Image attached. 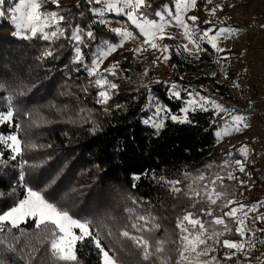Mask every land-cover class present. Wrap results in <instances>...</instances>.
Instances as JSON below:
<instances>
[{
  "label": "trees",
  "instance_id": "16d2710c",
  "mask_svg": "<svg viewBox=\"0 0 264 264\" xmlns=\"http://www.w3.org/2000/svg\"><path fill=\"white\" fill-rule=\"evenodd\" d=\"M15 2L6 0L4 9L10 8ZM170 2L148 0L152 5L147 9L150 18L158 7ZM206 2L197 0V7L188 11L185 18L197 16L199 19L196 23L201 29L241 27L242 24L234 22L232 15L235 10L228 5L227 0L221 1L223 10L216 11L217 17L208 14ZM251 2H240L245 12ZM89 7L99 5H89L87 0H59V9L55 4L47 2L42 5L41 11H60L72 25L91 27L97 42L119 40L110 31L111 26L130 27L126 25L124 17L114 14H106L105 18L109 21L107 25L94 23L95 18L89 12ZM206 20H211L212 24H205ZM15 31L9 14L0 17V84L4 85L0 88V109L6 107L3 98L13 95L19 112L16 120L26 129L20 135L37 147L27 148L23 157H18L16 161L6 159L4 164H0V192L7 194L16 186L15 196L0 197V210L11 206L14 199L21 195L23 188L18 185L19 163L26 159L29 164L24 171L28 185L40 190L51 178L58 177L48 191L53 194L66 193L64 202L71 205L75 214L93 218L101 232L102 244L113 250L118 249L117 255L122 264H160L156 257L145 261L141 251L130 240L104 238L107 231H118L128 223L126 210L129 208H136L142 214L155 217L161 227L152 233V240L169 241L162 254L167 257V264H177L179 259V231L176 222L187 211L200 215L199 208L207 210L211 207L213 215L219 216L223 214L219 205L231 199L237 202L231 207L240 203L261 205L257 212L249 214L253 219L264 213V178L259 173V156L252 142L258 136L250 126L218 140L215 132L219 130L221 117L226 118L227 114L214 116L211 111L190 113L189 119L193 123L181 124L166 120L159 134L152 127L142 125L143 119L152 114L151 108L157 105L180 114L183 102L189 99V93L206 96L207 91L226 93L232 97L230 88L243 97L247 96L248 102H251L257 92L253 91L252 86H245V62L239 50L225 49V52L217 53L210 45L201 42L208 50L199 53L197 59L195 55L190 56L178 48L177 41L171 39L167 45L171 50V58L164 63L165 72L171 78L168 84L159 77L156 54L149 45H144L146 50L138 56H134L132 51L118 49L99 68V73H104V69L119 62L117 76L108 77L118 83L119 87L114 90L115 94L107 105L110 111L106 112L104 105L96 103L98 89L90 83L98 77H90L84 67L72 62L73 52L66 38L50 44L38 38L23 39L14 35ZM136 35L141 42L144 40L138 33ZM49 47L55 49L54 57L42 59L41 53ZM95 47L96 43H93L84 50L89 58ZM225 56L228 59L225 60ZM219 61L222 80H219L216 72L215 76L203 75L204 70L214 71ZM234 84L239 87H234ZM171 85H176L181 91V98L172 97ZM189 86H196L199 91L191 92ZM115 105L122 107L116 108ZM93 127L98 130L92 132L90 129ZM0 131L8 133L12 129L1 126ZM241 144L249 147L247 157L238 151ZM229 152L231 154L227 155ZM8 155L6 152L5 157ZM237 159L244 163V172H239L234 164L223 167L225 161ZM229 171L236 178L229 179ZM133 174L140 175V179L133 181ZM201 174L205 179L196 180ZM216 175L224 178L213 186L210 179ZM159 177L180 180L178 187L181 192L170 191V186L160 181ZM133 183L135 187H132ZM190 184L198 189L208 184L224 195L217 201V205H209L200 198L193 199L191 195L185 194L190 192ZM133 199L137 201L135 205ZM194 203L195 208L192 206ZM201 218L212 219L207 216ZM225 221L233 231L220 237V240L239 241L241 238L235 233V224L227 217ZM248 224L255 232L252 241L256 246L246 247L247 258L243 253H237L233 260H225L224 254H230V250L208 241V245L216 247V251L201 256L200 261L216 256L219 264H264V254H261L264 252V232L257 230L264 229V220L256 223L249 220ZM23 227L31 230L32 225ZM214 227L222 229V226ZM42 239L43 234L39 238L29 237L32 247L40 249L35 253L36 259L32 264H48L44 254L47 244L42 245ZM78 248L80 264H100L101 257L97 255L98 250L93 244L85 242L83 246L78 244ZM257 258L258 262L255 263ZM16 264L25 262L17 260Z\"/></svg>",
  "mask_w": 264,
  "mask_h": 264
},
{
  "label": "snow or ice",
  "instance_id": "6c2138e0",
  "mask_svg": "<svg viewBox=\"0 0 264 264\" xmlns=\"http://www.w3.org/2000/svg\"><path fill=\"white\" fill-rule=\"evenodd\" d=\"M5 2L6 0H0V17L5 16L6 13L10 15V19L16 28L14 35L23 39L38 38L50 44L64 38L70 42L73 52L72 62L84 67L90 77H98L90 83H93L98 89L96 103L104 105V111L106 112L110 111L107 105L115 94L114 90L119 87L118 83L113 82L108 77L117 76L119 62H114L109 68L104 69V73H99L100 65L119 47H123L126 41L138 38L136 33L144 37V45H149L151 48L158 50L163 61H167L171 58L169 46H161L156 43L157 39H174V37H166L167 27L175 26L184 30V36L188 39L189 44L195 47L196 51L194 53L188 44L180 45L178 48L187 52L190 56L195 55L197 59L199 53L208 50L202 46L201 42L210 45L211 49H214L217 53L225 52V49L219 47L218 40L222 37H231L239 32V29L229 27L201 29L196 23L199 19L197 16L192 15L185 18V14L190 9L197 7V0H171L170 3L158 7L151 14V18L147 9L151 8L152 5L148 3V0H87L89 5H99V7H89V12L95 18L94 23L107 25L109 21L105 18L106 14H114L124 17L126 25L130 26L110 29L119 37L117 42L109 40L97 42L96 34L91 27L85 28L78 24L72 25L60 11H41L42 5L47 2L55 4L59 9V0H16L8 9L3 7ZM211 2L212 0H207V3ZM217 9L223 10L220 5H217L208 10L209 15L215 16ZM189 21H191V24H189ZM204 23L211 25L212 21L206 20ZM93 43H96V47L89 58L88 53L84 50L90 48ZM145 50L143 46H139L131 51L134 56H138ZM54 55L55 49L49 47L41 53V58L46 59L54 57ZM223 58L228 59L227 56ZM89 59L90 63L88 62ZM213 76H215V73H213ZM2 87L4 85L0 84V88ZM234 87H239V85L234 84ZM170 89L173 98H181V91L176 85H171ZM188 95L189 99L183 102L184 106L180 109V114L173 113L171 109L157 105L151 108L152 114L144 118L143 122L155 129L156 134H159V131L165 126L166 120L181 124L193 123L189 119V115L195 111H211L214 116L227 113L226 118L221 117L219 130L215 132L218 140L249 127L246 114L226 107L212 97L200 96L199 93H189ZM3 99L6 101V107L0 109V126H6L12 131L8 133L0 131V164H4L6 159L16 161L18 157H23L27 148L37 147L20 135L26 129L16 120L19 112L14 96L10 95ZM115 107L121 108L122 106L115 105ZM90 130L95 132L98 129L93 127ZM238 151L242 156L247 157L249 147L247 144H241ZM6 152L9 153L7 158L5 157ZM230 154V152L227 153V155ZM28 164L29 161L26 159L19 163L18 185L23 188L21 195L14 199L11 206L0 210V264H16L17 260H23L25 264H32V261L36 259L35 253L39 252L40 249L32 247L29 237L31 235L39 238L41 234H43L41 244H47L44 254L47 257L48 264H80L78 244L83 246L85 242L93 244L98 250L97 255L101 257L100 264H122L121 258L117 255L119 250H113V248L102 244L101 232L98 230L93 218L75 214L71 205L64 202L66 193L57 192L53 194L48 191L55 185L58 177L51 178L40 190H35L28 185L24 171L25 166ZM231 164H234L239 172L245 171V165L239 159L231 162L225 161L223 167L227 168ZM227 177L229 179L236 178L231 171L227 172ZM187 178L186 175L185 179ZM223 178L221 175H216L214 179H210V184L214 186L217 181H222ZM139 179L140 175L133 174V181ZM195 179L203 181L205 176L201 174ZM159 180L166 182L170 186V191L181 192V188L178 187L181 184L180 180H165L164 177H159ZM243 183L241 181L242 185ZM135 186V183H133L132 187ZM189 189L190 192L185 193L186 195H191L193 199L200 198L209 205H217V201L224 195L216 192L215 187H209L208 184H205L203 189L194 188L190 184ZM15 192L16 186H13L11 192L7 194L0 192V197L5 195L15 196ZM132 203L135 205L137 201L133 199ZM233 204H237V202L231 199L222 202L219 207L223 214L219 216L213 215V208L208 207L206 210L201 207L198 210L200 215L193 211H187L177 218L176 229L179 231V259L177 264H219L216 256L204 261L199 259L201 256H208L216 251V247L208 245V241H213V244L230 250V254H224L223 259L225 260H233L237 253H243L247 258L246 247L254 248L256 246L251 239L255 236V232L249 227L248 221L251 220L252 223L262 221L264 220V213L256 215L253 219L249 214L257 212L261 205L254 204L250 206L240 203L236 207H231ZM192 206L195 208L196 204L194 203ZM225 208L229 210L223 211ZM126 211L128 213V223L118 231H107L104 238L111 237L114 240L121 241L130 240L141 251L145 261H151L153 257H156L160 260V264H167V257L162 254L165 253V245L169 241L163 239L152 240V233L161 227L156 222L155 217L151 214H142L136 208H129ZM202 216L211 217L212 219L203 220ZM225 217L235 224V233L241 238L239 241L220 240V237L233 231L226 223ZM28 224L32 225L31 230L23 227ZM214 226H222V229H217ZM257 230L264 232V229ZM246 234H248L247 240L244 239ZM22 240L24 243H21ZM193 253H195V256H192Z\"/></svg>",
  "mask_w": 264,
  "mask_h": 264
},
{
  "label": "rangeland",
  "instance_id": "374dc122",
  "mask_svg": "<svg viewBox=\"0 0 264 264\" xmlns=\"http://www.w3.org/2000/svg\"><path fill=\"white\" fill-rule=\"evenodd\" d=\"M221 1H223V0H212L211 3L206 2L207 9L210 10V9L216 7L217 5H220ZM227 2H228V5L232 8H234V10H235L233 15H232L234 22L237 24H242L241 27H243L245 25L252 24V23L261 24L264 22L262 19V15H261L262 14L261 0H252L251 5L249 6V9L246 12L243 10V7L241 6V3H240V2H243V0H227ZM208 14H209V11H208ZM213 17H217L216 13H215V16H213ZM111 28L116 29V28H120V27L111 26ZM229 28L238 29L239 27H229ZM183 32H184V30L180 27H175V26L167 27L166 28V37H174V39H172V40H176L177 43L179 44V46L184 45V44H188V46L190 48H192L193 52L195 53V51H196L195 47L192 44H189V41L184 36ZM170 40H171L170 38H164L163 40L157 39L156 43H158L161 46L168 45ZM261 41L262 40H260V38L247 37V36H243L239 33H237L231 37H222L218 40L219 47L226 49V50H228V49H233L236 51L239 50V52H241V59L244 60V62H245V68H243V69H245L244 83H245V86L246 85L248 87L252 86L253 91H255L254 90V86H255L254 65L256 63V48H257V46L261 45ZM139 46H144L143 41L141 42L138 38H135V39H129L128 41H126L124 43L123 47H119L118 49L131 51L132 49H135L136 47H139ZM149 48L153 49L150 46H149ZM153 50L155 51V54H156L155 55V62L158 66L159 77L161 79H163L165 81V83L169 84L171 82V78L165 72V69H164L165 61H163L161 53L158 50H156V49H153ZM158 57H160V59H158ZM217 60H219V59L217 58ZM215 72L219 76V80H222V69H221L220 61L217 65V67L214 69V71L213 70L212 71L204 70L203 75H212ZM235 94H237L239 97L243 98V96H241L237 91L235 92ZM142 125L143 126H149V125H146L144 122H142ZM149 127H151V126H149ZM250 127L252 129V132L255 135H257V136L260 135L255 126H250ZM244 239L247 240L248 236H245ZM251 239H252V237H251ZM260 252H258V256L260 255L259 254ZM261 254H264V252H261ZM257 260H258V258L255 259V263L258 262ZM248 264H251V263L249 262Z\"/></svg>",
  "mask_w": 264,
  "mask_h": 264
},
{
  "label": "built area",
  "instance_id": "2783aa9c",
  "mask_svg": "<svg viewBox=\"0 0 264 264\" xmlns=\"http://www.w3.org/2000/svg\"><path fill=\"white\" fill-rule=\"evenodd\" d=\"M262 4V19L264 21V0H261ZM264 22L261 24L252 23L239 27V34L247 37L260 38L262 40L261 45L257 46L256 54L257 60L255 63V88L257 92V98L255 103L248 102L247 98L239 97L233 90L229 88L232 97L228 94H216L212 92L205 93L206 96L212 97L218 103L225 105L226 107L237 110L239 113L246 114L248 116L249 126H255L259 132V136L255 138L253 147L258 154L259 173L264 178ZM191 92L199 91L196 86H189ZM227 114V113H221ZM261 136V137H260Z\"/></svg>",
  "mask_w": 264,
  "mask_h": 264
},
{
  "label": "crops",
  "instance_id": "0c3cea01",
  "mask_svg": "<svg viewBox=\"0 0 264 264\" xmlns=\"http://www.w3.org/2000/svg\"><path fill=\"white\" fill-rule=\"evenodd\" d=\"M262 15V14H261ZM261 40V39H260ZM261 43H262V41H261ZM254 88H255V86H254ZM255 91H256V88H255ZM256 93H255V96H254V99L251 101L252 103H255L256 102Z\"/></svg>",
  "mask_w": 264,
  "mask_h": 264
}]
</instances>
